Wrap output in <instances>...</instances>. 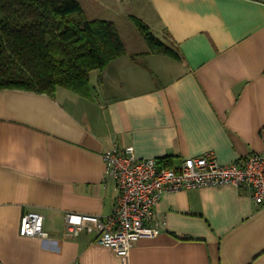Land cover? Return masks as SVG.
<instances>
[{
  "label": "crops",
  "instance_id": "1",
  "mask_svg": "<svg viewBox=\"0 0 264 264\" xmlns=\"http://www.w3.org/2000/svg\"><path fill=\"white\" fill-rule=\"evenodd\" d=\"M118 2L174 53L128 49L110 21L125 54L91 73L88 98L0 90V264H264V206L231 185L164 194L154 211L165 226L126 261L94 232L62 235L67 212L111 213V147L172 167L264 151V0ZM26 212L43 216L48 238L19 235Z\"/></svg>",
  "mask_w": 264,
  "mask_h": 264
},
{
  "label": "trees",
  "instance_id": "2",
  "mask_svg": "<svg viewBox=\"0 0 264 264\" xmlns=\"http://www.w3.org/2000/svg\"><path fill=\"white\" fill-rule=\"evenodd\" d=\"M131 20L146 54L174 53L145 23ZM124 54L114 24L87 19L78 0H0V90L53 96L64 88L88 98L91 73ZM158 164L172 167L165 159Z\"/></svg>",
  "mask_w": 264,
  "mask_h": 264
},
{
  "label": "built area",
  "instance_id": "3",
  "mask_svg": "<svg viewBox=\"0 0 264 264\" xmlns=\"http://www.w3.org/2000/svg\"><path fill=\"white\" fill-rule=\"evenodd\" d=\"M102 160L105 180L113 182L118 191L111 213L102 219L67 212L62 235L94 232L100 244L111 248L124 261L138 240L155 238L165 226V219L154 211L164 194L231 185L249 196L255 206H264V151L226 165L208 152L181 160L176 167H163L156 159L137 158L133 147L126 146L107 149ZM19 235L48 238L43 216L24 213Z\"/></svg>",
  "mask_w": 264,
  "mask_h": 264
},
{
  "label": "rangeland",
  "instance_id": "4",
  "mask_svg": "<svg viewBox=\"0 0 264 264\" xmlns=\"http://www.w3.org/2000/svg\"><path fill=\"white\" fill-rule=\"evenodd\" d=\"M85 16L89 20L115 21L119 35L128 49L141 50L145 41L134 24L123 14H127V5L118 0H78ZM129 7V6H128Z\"/></svg>",
  "mask_w": 264,
  "mask_h": 264
}]
</instances>
